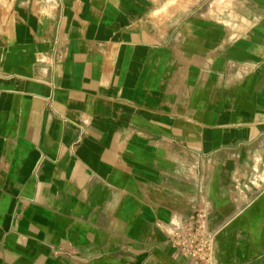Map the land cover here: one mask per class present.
Wrapping results in <instances>:
<instances>
[{
	"label": "crops",
	"instance_id": "obj_1",
	"mask_svg": "<svg viewBox=\"0 0 264 264\" xmlns=\"http://www.w3.org/2000/svg\"><path fill=\"white\" fill-rule=\"evenodd\" d=\"M264 264V0H0V264Z\"/></svg>",
	"mask_w": 264,
	"mask_h": 264
},
{
	"label": "built area",
	"instance_id": "obj_2",
	"mask_svg": "<svg viewBox=\"0 0 264 264\" xmlns=\"http://www.w3.org/2000/svg\"><path fill=\"white\" fill-rule=\"evenodd\" d=\"M206 211L195 210L167 230V242L179 254L200 264H216L215 231L207 228Z\"/></svg>",
	"mask_w": 264,
	"mask_h": 264
}]
</instances>
